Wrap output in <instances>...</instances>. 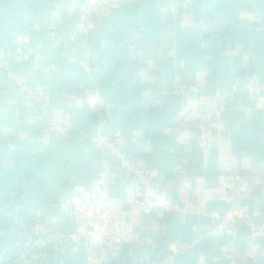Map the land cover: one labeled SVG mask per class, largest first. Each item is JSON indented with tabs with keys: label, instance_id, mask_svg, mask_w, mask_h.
<instances>
[{
	"label": "crops",
	"instance_id": "crops-1",
	"mask_svg": "<svg viewBox=\"0 0 264 264\" xmlns=\"http://www.w3.org/2000/svg\"><path fill=\"white\" fill-rule=\"evenodd\" d=\"M79 0H0V50L27 84H40L42 101L0 68V264L13 241L28 236L37 217L46 226L72 231L62 202L80 194L103 168L121 196L126 179L116 159L101 154L88 139L97 131L119 144L137 166L157 170L151 183L171 200L175 183L186 179L201 190L187 205L162 217L132 218L135 242L108 253L106 264H264L244 255L247 227L232 223L215 234L211 211L227 207L219 185L224 165L247 179L263 172L264 92L249 97L251 78L264 82V0H128L100 21H79ZM63 17L54 36L47 34L52 9ZM30 44L14 51L16 34ZM92 70L85 71L80 59ZM207 70L205 90H219L225 130L205 148L195 141L173 142L176 114L188 97L194 70ZM70 113L65 136L47 131L51 107ZM243 202L264 221V183L249 189ZM54 218L52 220L51 218ZM264 252V236L254 238ZM186 245L171 254L169 245ZM222 247H225L223 249ZM20 264H85L81 249L50 241L35 247Z\"/></svg>",
	"mask_w": 264,
	"mask_h": 264
},
{
	"label": "built area",
	"instance_id": "built-area-1",
	"mask_svg": "<svg viewBox=\"0 0 264 264\" xmlns=\"http://www.w3.org/2000/svg\"><path fill=\"white\" fill-rule=\"evenodd\" d=\"M128 0H79L76 9L79 12V21H100ZM63 17L62 11L52 9L45 22L47 34L54 36ZM14 51L18 54L30 44L26 34L14 36ZM82 68L90 72L92 67L87 58L80 59ZM0 68L7 75L15 79L23 89H28L33 95L45 102L40 84L29 85L25 79L16 73L11 64L4 59L3 50H0ZM207 70L199 68L194 70L187 86L188 97L176 114V127L173 134L175 145H186L190 141L205 148L210 140L225 130L222 115L225 105L221 100L220 91L205 90ZM244 92L249 97H256L264 92V82L247 79L243 85ZM72 126L70 113L62 108L51 107L46 121V129L59 136H65L68 128ZM122 131L116 129L112 138L97 131L88 134V139L95 145L101 154H110L120 167L126 184L122 195L116 196L111 192L114 180L110 178V171L103 167L95 179L80 194L68 195L60 205L68 206V214L72 217L74 228L63 232L46 226L44 221L37 217L30 219L27 224L28 236L13 241V251L3 257V260H12L20 264L32 254L35 247L42 246L50 241L57 244L69 242L71 250L81 249L84 252L85 264H106L107 255L117 251L126 244L135 242L138 231L133 228L132 218L141 215L162 217L167 211L184 208L191 196L200 191L186 179H178L175 183L174 200L164 197L152 183L157 170L139 167L134 164L122 150L119 137ZM264 183L263 172L244 179L234 172L230 165L222 167L219 185L225 191L224 199L227 203L225 211H211L209 215L214 218L213 232L217 235L232 232L231 224L239 223L248 228L250 240L244 255L256 261L264 255L263 249L256 244L254 238L264 236V221H256L259 209L252 203L243 202L242 198L249 189ZM54 220V218H51ZM186 245H169L171 254L178 253ZM225 249V247H222ZM203 254H198L193 264H206ZM229 264H234L233 260Z\"/></svg>",
	"mask_w": 264,
	"mask_h": 264
}]
</instances>
